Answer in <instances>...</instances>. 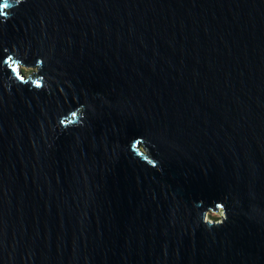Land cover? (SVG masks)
Returning <instances> with one entry per match:
<instances>
[{
    "label": "water",
    "instance_id": "1",
    "mask_svg": "<svg viewBox=\"0 0 264 264\" xmlns=\"http://www.w3.org/2000/svg\"><path fill=\"white\" fill-rule=\"evenodd\" d=\"M0 264H264V0H0Z\"/></svg>",
    "mask_w": 264,
    "mask_h": 264
},
{
    "label": "rangeland",
    "instance_id": "2",
    "mask_svg": "<svg viewBox=\"0 0 264 264\" xmlns=\"http://www.w3.org/2000/svg\"><path fill=\"white\" fill-rule=\"evenodd\" d=\"M26 71H27V74L31 73L32 71L34 72V70H36V68H28V67H25V66H22ZM223 215V211L220 210V211H210L207 213V217L208 218H211V219H220Z\"/></svg>",
    "mask_w": 264,
    "mask_h": 264
},
{
    "label": "trees",
    "instance_id": "3",
    "mask_svg": "<svg viewBox=\"0 0 264 264\" xmlns=\"http://www.w3.org/2000/svg\"><path fill=\"white\" fill-rule=\"evenodd\" d=\"M22 71L24 74H27V71L23 67H22ZM30 74H32V72Z\"/></svg>",
    "mask_w": 264,
    "mask_h": 264
}]
</instances>
